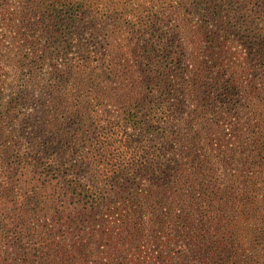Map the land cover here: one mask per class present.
<instances>
[{"label": "trees", "instance_id": "trees-1", "mask_svg": "<svg viewBox=\"0 0 264 264\" xmlns=\"http://www.w3.org/2000/svg\"><path fill=\"white\" fill-rule=\"evenodd\" d=\"M0 264H264V0H0Z\"/></svg>", "mask_w": 264, "mask_h": 264}, {"label": "rangeland", "instance_id": "rangeland-1", "mask_svg": "<svg viewBox=\"0 0 264 264\" xmlns=\"http://www.w3.org/2000/svg\"><path fill=\"white\" fill-rule=\"evenodd\" d=\"M37 111H38V107H36V106L33 107V113L35 114ZM111 112H112V114H114L112 110H111ZM48 131H49V129H45V127L41 123H39L38 129L35 130V132H33V131L29 132V135L33 139H41L42 138L43 140H47V135H45V132H48Z\"/></svg>", "mask_w": 264, "mask_h": 264}]
</instances>
